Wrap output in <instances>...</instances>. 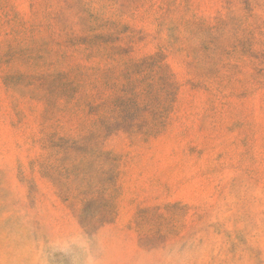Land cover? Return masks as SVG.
<instances>
[{
  "label": "rangeland",
  "instance_id": "rangeland-1",
  "mask_svg": "<svg viewBox=\"0 0 264 264\" xmlns=\"http://www.w3.org/2000/svg\"><path fill=\"white\" fill-rule=\"evenodd\" d=\"M0 264H264V0H0Z\"/></svg>",
  "mask_w": 264,
  "mask_h": 264
}]
</instances>
